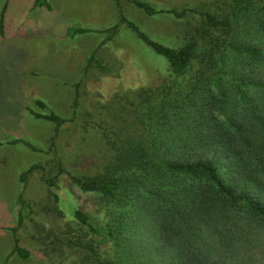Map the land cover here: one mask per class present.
Listing matches in <instances>:
<instances>
[{
  "label": "trees",
  "instance_id": "trees-1",
  "mask_svg": "<svg viewBox=\"0 0 264 264\" xmlns=\"http://www.w3.org/2000/svg\"><path fill=\"white\" fill-rule=\"evenodd\" d=\"M120 1L114 0L118 20L108 29L69 28L67 33H109L104 44L124 26L166 61L174 80L139 92L132 120L137 133L107 137L110 154L101 171L73 175L58 157L55 175L41 176L55 204L46 210L61 222L49 232L50 244L61 252L72 249L73 264L264 263V0H220L213 7L199 3L182 9L128 0L147 16L166 13L179 22L184 43L176 48L128 20ZM33 7L51 10L46 0H35ZM195 17V23L188 20ZM95 53L85 72L92 65L106 70ZM194 61L200 65L196 76L183 81ZM77 103L75 96L73 108ZM35 105L43 112L30 114L53 124L46 154L57 156L56 139L68 120L42 100ZM7 144L40 151L23 139ZM41 168L32 164L22 172V184ZM60 177L90 195L105 221L81 206L83 196L61 189ZM17 201V225L9 229L13 249L5 261L13 254L31 257L17 235L25 206L21 193ZM101 242L109 246L105 254Z\"/></svg>",
  "mask_w": 264,
  "mask_h": 264
},
{
  "label": "rangeland",
  "instance_id": "rangeland-1",
  "mask_svg": "<svg viewBox=\"0 0 264 264\" xmlns=\"http://www.w3.org/2000/svg\"><path fill=\"white\" fill-rule=\"evenodd\" d=\"M6 1L4 34H0V124L5 130H0V143L23 139L44 153L23 144L0 146V198H4L0 222L17 225L15 186L25 203L23 225L17 232L19 244L31 252L29 259L13 254L5 261L13 249V239L10 228L1 229L0 264H73L77 257L72 249L61 252L50 244L49 232H56L61 222L46 210L55 208V204L41 176L55 175L58 157L73 175L91 177L101 171L110 154L107 137L116 140L127 133H137L132 120L139 92L174 78L166 61L124 26L104 44L101 42L109 33H67L69 28L102 31L114 25L118 20L114 0H46L51 10L33 7L35 0H0V14ZM141 1L157 9H182L199 3L213 7L220 0ZM120 5L127 19L157 42L173 48L184 43L182 25L171 15L147 16L128 0H121ZM188 20L195 23L198 18ZM95 50L106 70L92 65L85 72ZM199 68L197 61L192 62L183 81L195 77ZM75 84H79L77 90ZM75 96L78 103L73 108ZM36 100H42L51 111L68 120L56 139L57 156L46 154L53 124L30 114V110L43 112L35 105ZM11 116L20 124L16 134L12 133L17 128ZM32 164L43 168L30 174L25 186L17 182L18 175ZM57 182L61 189L83 196L81 206L100 223L105 221L103 210L90 195L81 193L64 177ZM63 190L59 191L61 198L65 197ZM101 249L105 254L108 244L101 242Z\"/></svg>",
  "mask_w": 264,
  "mask_h": 264
},
{
  "label": "crops",
  "instance_id": "crops-1",
  "mask_svg": "<svg viewBox=\"0 0 264 264\" xmlns=\"http://www.w3.org/2000/svg\"><path fill=\"white\" fill-rule=\"evenodd\" d=\"M13 118V116H11V121H13V122H15V125H14V127L15 128H17V130H15V128H12L13 130H15V131H12V133H14V134H16L17 132H19V128H20V124L19 123H17L16 122V120H14V119H12ZM34 118V117H33ZM36 119V118H35ZM19 127V128H18ZM1 128H3V126H1V124H0V130L2 131V132H5V130L4 129H1ZM15 139H18V138H15ZM12 140H14V138L13 139H9L8 141H6V142H2L3 144L2 145H0V146H5V145H9V146H13V145H10V144H7V143H9L10 141H12ZM17 182H19L20 183V176L18 175V177H17ZM14 189H15V193H16V196H17V198H18V195H19V189L17 190L16 188H15V186H14ZM1 192H2V190L0 189V197H1ZM4 201V198H0V204H2V202ZM17 202V201H16ZM19 210H20V207H19V205H18V202H17V204H16V206L14 207V211L15 212H17V214H18V212H19ZM4 215H7V214H4ZM11 227H14L13 225H9V224H3V223H1L0 222V230L1 229H8V228H11Z\"/></svg>",
  "mask_w": 264,
  "mask_h": 264
}]
</instances>
